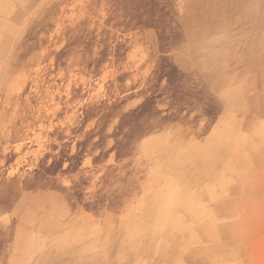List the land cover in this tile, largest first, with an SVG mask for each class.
Wrapping results in <instances>:
<instances>
[{"label":"rangeland","instance_id":"1","mask_svg":"<svg viewBox=\"0 0 264 264\" xmlns=\"http://www.w3.org/2000/svg\"><path fill=\"white\" fill-rule=\"evenodd\" d=\"M215 5L0 0V264H71L77 248L104 264H264V167L206 190L200 154L242 117L200 65L218 49L243 69L214 43ZM184 192L195 217L148 216Z\"/></svg>","mask_w":264,"mask_h":264},{"label":"crops","instance_id":"2","mask_svg":"<svg viewBox=\"0 0 264 264\" xmlns=\"http://www.w3.org/2000/svg\"><path fill=\"white\" fill-rule=\"evenodd\" d=\"M245 67L244 64L239 77L238 74H236L237 78L232 81L231 90L229 93H226L225 97L226 107H231L233 110L240 113L242 115L241 119L233 121L237 126L229 124L232 123V116L229 120L230 122L225 124L231 131L227 130L224 132L222 134L224 137H219V140L216 136V141L212 142L210 150L207 153L200 154L204 159V174L215 176L213 183H209V186L206 187V190H209L210 196H215V198L218 194L216 192L213 193V187L219 189V196L227 193L229 194V192L234 189L230 187V182L227 180V177L232 174L233 167L247 169L249 167H264V66L263 63H261L259 67H254L250 70L245 69ZM237 79H241V81L237 87L232 89V84L237 82ZM246 90L249 94L244 98L243 96H245L244 93ZM247 112H252L251 116H247ZM242 135L244 136L242 137ZM216 145L223 146L224 149L214 152L213 147ZM219 157L226 160L225 167L220 166L223 169H220V167H212L214 159ZM237 188L244 190V188L239 186ZM235 190L237 191L236 188ZM179 196L177 195V197ZM188 197V193L184 192L178 201L170 204H166L165 202L160 203L152 199L149 202L150 209L148 210V216L152 218L154 223L164 220V223L177 225L181 223L179 211L187 208L193 216L196 214L194 207L190 208L188 204L183 203L188 201ZM228 203L231 204L232 201H228ZM224 204H227V201L220 202L219 206L223 207ZM155 225L156 224H154V226ZM82 250L83 248H77L75 250L77 256L70 259L71 264H104V256H102L101 261H99V256L92 258V254L91 258H89L91 262L80 257L82 255ZM13 264H15V262Z\"/></svg>","mask_w":264,"mask_h":264},{"label":"bare ground","instance_id":"3","mask_svg":"<svg viewBox=\"0 0 264 264\" xmlns=\"http://www.w3.org/2000/svg\"><path fill=\"white\" fill-rule=\"evenodd\" d=\"M215 2L217 5L212 7L213 18L209 22L215 30H219L214 43H222L224 45L226 42L225 55L228 57V55L235 53L236 56L243 59L246 66L245 69H253L256 64L260 65L261 63L264 66V0H215ZM226 18L229 23L224 22ZM225 33L226 35H224ZM220 52L218 49L216 51L211 49L210 54H208L210 55L209 59L207 61L201 60L200 65L215 88L223 89L220 85L231 84L237 78L234 74H239V72H229L230 69L227 66L218 65L215 62L217 53L219 54ZM230 87H227L226 90ZM229 92L230 90L227 93ZM219 145L213 147L214 152L224 149L223 146Z\"/></svg>","mask_w":264,"mask_h":264},{"label":"trees","instance_id":"4","mask_svg":"<svg viewBox=\"0 0 264 264\" xmlns=\"http://www.w3.org/2000/svg\"><path fill=\"white\" fill-rule=\"evenodd\" d=\"M142 106H144V105H142ZM136 110H137V109H135L133 112H135ZM133 112H132V113H133ZM125 116H126V115H124V116L122 117L121 120H124Z\"/></svg>","mask_w":264,"mask_h":264}]
</instances>
